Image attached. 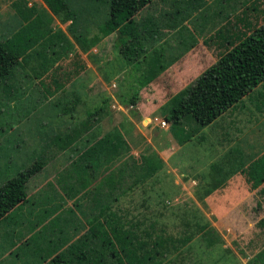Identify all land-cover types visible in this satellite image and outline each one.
Wrapping results in <instances>:
<instances>
[{
    "label": "rangeland",
    "instance_id": "374dc122",
    "mask_svg": "<svg viewBox=\"0 0 264 264\" xmlns=\"http://www.w3.org/2000/svg\"><path fill=\"white\" fill-rule=\"evenodd\" d=\"M83 1L84 32L80 39L89 49L84 52V66L78 60L72 69L73 76L84 70V78H79L83 80L81 90L78 85L73 91L56 90L58 98L66 95L76 103L75 118L69 125L71 129L84 131L79 145L85 150L106 132L118 129L127 143L139 152L126 159L128 169L137 168L143 157L154 158L156 149L171 155L168 165L163 166L146 187L147 191L151 189L154 201L146 212L138 206L136 221L141 224L137 227L126 224L120 228L115 222L114 226L112 221L105 223L101 233L105 243L113 246L116 264H264V193H257L260 188L264 190V180L257 190L250 188L240 202H222L225 193L220 189L214 200L213 193L210 194L213 190L207 192L212 185L203 184L202 175L217 160L219 141L215 135L221 133L217 128L227 125L226 118H218L214 124L203 128H197L193 122L185 124L184 131L189 134L182 144L178 139L184 134L175 137L168 122L162 127L153 121L164 118L163 106L173 95L191 86L226 51L264 25V0H201L203 4L191 11L177 29L164 30L162 40L151 49L147 58L158 57L164 70L141 88L138 82L147 65L142 63L139 71L127 67L114 48L116 32L106 37L101 34L100 26L107 17V0ZM182 2L155 0L137 18L170 13L173 4L182 9ZM13 4L9 7L14 11L11 18L0 25L2 41L20 28L15 15L18 16L22 3L13 1ZM6 10L0 9V20L7 17ZM73 15L78 16V13L73 12ZM76 20L72 21V27L77 35ZM17 67L21 68L22 64ZM18 68L13 77L18 76ZM24 70L26 74L18 77L28 79L25 84H0V161L8 157L10 147L17 144L21 149L12 154L24 164L23 168L34 160L42 159L45 163L54 157L26 146L29 141L40 140L44 132L52 128L57 115L60 119L63 116L58 100L48 99L54 92L53 85L36 84L29 69ZM135 95L138 101L133 106L129 101ZM100 106L102 110L94 113L93 109ZM87 113L93 116L89 118ZM230 115L232 120L238 116L245 121L236 124L235 130L240 133L237 136L241 138H236L234 148L239 149L243 161L250 162L255 153L264 151V81L235 104ZM246 134L248 136L243 138ZM253 163L248 168L252 182L254 178L264 177V153ZM162 164L165 165V161ZM7 172H14L13 167ZM197 174L200 182L192 180ZM105 176L112 178L108 170ZM176 178L181 181H174ZM125 218L128 220V214ZM149 220L152 226L148 225ZM209 230L211 246L205 242Z\"/></svg>",
    "mask_w": 264,
    "mask_h": 264
},
{
    "label": "crops",
    "instance_id": "0c3cea01",
    "mask_svg": "<svg viewBox=\"0 0 264 264\" xmlns=\"http://www.w3.org/2000/svg\"><path fill=\"white\" fill-rule=\"evenodd\" d=\"M13 1L22 3L17 10L18 16L14 14L20 27L17 31L35 22L38 25H35V28L38 29L34 31L33 36L39 37V41L19 59L22 67H17L18 76L26 74L24 68L29 69L36 84L47 82L49 87L50 84L53 85L54 92L48 99L58 100L63 116L60 119L57 115L56 120H52L54 122L52 128L45 131L41 138L38 135L40 140L29 141L26 146L34 150L40 149L41 154H51L54 157L45 163L38 159L43 162V167L26 182L24 199L0 218V264H45L56 256L77 259L84 253V237L94 242L105 243L101 233L104 231L105 223L112 221L113 226L115 222L116 227L120 228L126 224L128 227H137L141 224V221H136L138 206L146 212L154 201L151 189L147 191L146 187L152 183L153 177L163 166L168 165L167 159L171 155L156 149L157 154L154 158L141 157L142 163L141 161L137 163V172L130 177L118 173L116 164L112 168L111 179L106 178L104 168L97 177L85 179L84 161H78L84 154V147L79 145L81 138L84 137V131L71 129L69 125L75 118L73 109L76 103L66 95L64 98L63 96L58 98L56 92L61 89L73 91L77 85L81 90L84 70L73 76L72 69L78 60L79 64L84 66V42L80 39L84 32V1L71 0L68 3L67 0H62L66 3L65 6L58 5L57 11H53L45 0H0V9H7L4 12L7 17H3L2 14L0 25L8 21L11 13H14L11 8V11L9 10V7L14 5ZM73 12L78 13V16H74ZM73 20L77 21L75 26L76 32L79 31L77 35L73 32ZM14 72L15 70L5 82L7 86L25 84L29 81L22 77L21 79L18 76L13 77ZM234 106L219 117L226 118L227 125L222 128L216 127L221 131L219 135H215L219 141V150L215 156L217 160L211 163L207 173L202 175L203 179L205 178L203 183L205 186L218 185V188L210 193H213L214 200L218 196V189L225 193L222 202L243 201L250 188L255 191L260 187H252L253 182L248 168L253 166V162L257 161L264 151L258 155L255 153L252 161L245 162L239 149L234 148L236 138H241V135L237 136L240 133L237 134L238 130H235L236 124L245 122L243 117L238 116L232 120L230 113H233ZM217 120L218 118L212 124ZM13 132L14 130L11 134ZM248 135L250 137L251 134ZM248 135H243V138ZM125 142L127 143L126 140ZM127 146V158L139 153L131 145ZM10 148L9 156L0 161V188L38 161L34 160L23 168L24 164L12 154L21 147L16 144ZM162 161H165V165ZM11 167L14 172L6 173ZM198 179L199 177L192 180L200 182ZM174 181L181 180L176 178ZM107 182L111 184H106ZM245 186L247 188L244 190ZM261 190L260 188L257 191L260 195L263 194ZM127 214L128 220L125 218ZM150 223L149 220L148 225L152 226ZM109 248L111 250L113 246L109 245Z\"/></svg>",
    "mask_w": 264,
    "mask_h": 264
},
{
    "label": "trees",
    "instance_id": "16d2710c",
    "mask_svg": "<svg viewBox=\"0 0 264 264\" xmlns=\"http://www.w3.org/2000/svg\"><path fill=\"white\" fill-rule=\"evenodd\" d=\"M45 1L53 11H57L58 5L62 7L66 4L62 0ZM154 1L107 0L108 10L107 8L105 10L107 17L100 26L103 37L116 32L115 48L127 67H134L139 71L142 63L147 65L146 70L142 71V78L139 79V88L153 81L164 70L158 57L147 58L151 49L162 40L164 30L177 29L191 11L203 4L201 0H183L182 9L173 4L174 9L170 13L163 12L157 17L150 15L137 18V15ZM97 5L99 8L98 2ZM35 25H37L35 22L29 23L9 39L0 40V84L7 81L20 63L19 59L39 41V37L33 36L34 31L38 29ZM88 49L84 46V52ZM263 81L264 25L226 51L191 86L173 95L163 106L164 118L170 124L175 137L179 133L184 134L178 139L182 144L188 139L189 134L184 131L185 124L193 122L197 128L212 124ZM137 101L138 97L135 95L129 102L134 106ZM101 110L102 106L96 108L94 113ZM92 116L93 113L87 115L89 118ZM127 154L128 146L123 136L118 129H112L86 148L78 161H84L85 179L97 177L102 168L108 170L112 176V168L116 164L118 173L130 177L137 172L138 167L130 169L126 167ZM42 167L43 162L38 160L0 188V218L24 199L26 182ZM263 180L264 177L258 180L254 178L252 187L260 186ZM216 188L218 185L210 187L207 192L210 193ZM261 191L264 193V190ZM209 234L210 230L205 235L207 237L205 242L211 246L212 239L209 238ZM114 257L108 243L94 242L84 237V253L80 258L56 256L45 264H116Z\"/></svg>",
    "mask_w": 264,
    "mask_h": 264
},
{
    "label": "built area",
    "instance_id": "2783aa9c",
    "mask_svg": "<svg viewBox=\"0 0 264 264\" xmlns=\"http://www.w3.org/2000/svg\"><path fill=\"white\" fill-rule=\"evenodd\" d=\"M153 121L156 123V124H159L160 126L162 127H165L168 125L167 121L165 119H158V118H154Z\"/></svg>",
    "mask_w": 264,
    "mask_h": 264
}]
</instances>
